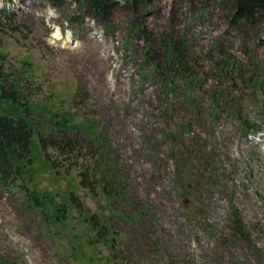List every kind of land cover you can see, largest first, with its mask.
<instances>
[{
    "label": "rangeland",
    "instance_id": "rangeland-1",
    "mask_svg": "<svg viewBox=\"0 0 264 264\" xmlns=\"http://www.w3.org/2000/svg\"><path fill=\"white\" fill-rule=\"evenodd\" d=\"M121 4L99 21L76 0H0V53L36 122L60 113L80 134L68 159L33 149L27 184L62 221L0 183V264H264V22L210 0ZM139 21L160 46L181 38L194 76L165 86Z\"/></svg>",
    "mask_w": 264,
    "mask_h": 264
},
{
    "label": "trees",
    "instance_id": "trees-1",
    "mask_svg": "<svg viewBox=\"0 0 264 264\" xmlns=\"http://www.w3.org/2000/svg\"><path fill=\"white\" fill-rule=\"evenodd\" d=\"M84 9H88L97 20L107 19L112 14L115 6L122 2L121 6L127 8L134 15H144L150 7L159 0H76ZM190 7L198 0H181ZM225 4L228 7L229 17L232 23L238 25L263 23L264 22V0H210ZM155 2V3H154ZM138 29L142 39L146 43L145 59L161 75V80L168 86V80L172 75H177L179 80H185L192 75L190 71L189 59L185 56V44L181 38L166 40V44L159 45L152 41L146 26L134 23L133 30ZM6 56L0 53V100L12 106L15 114H0V183L6 187L15 186L24 189L29 201L34 208L43 212L44 215L58 216V221H62L65 216V208L57 203L47 192H40L35 188H29L27 182L34 166L33 149L38 139L41 141L42 150L47 153V148H52L56 152V159L66 158L76 152L79 142V131L75 123L69 116L54 113L49 118L42 119L49 121L51 127L45 131L41 129L39 118L31 110L30 102L25 98V91H28L29 80L22 81L23 69L6 68ZM9 70V71H8ZM182 77L184 79H182ZM178 80V81H179ZM194 81L192 82V84ZM173 89V88H171ZM244 130L249 128L245 118L241 120ZM255 132V130H253ZM74 134V137H72ZM79 149V147H78ZM50 162V161H49ZM52 165V163L50 162ZM87 173L83 170L80 174ZM26 177L28 179H26ZM84 184V180L82 181ZM104 184V183H103ZM103 189L105 185H103ZM111 191V189H109ZM122 198L121 195H118ZM237 224V223H235ZM236 231L244 237L240 229Z\"/></svg>",
    "mask_w": 264,
    "mask_h": 264
}]
</instances>
